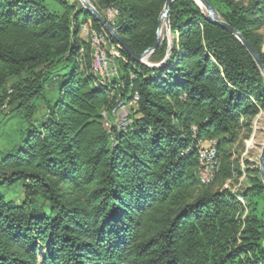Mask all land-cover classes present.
Here are the masks:
<instances>
[{"label":"trees","instance_id":"1","mask_svg":"<svg viewBox=\"0 0 264 264\" xmlns=\"http://www.w3.org/2000/svg\"><path fill=\"white\" fill-rule=\"evenodd\" d=\"M89 1L106 19L118 10L137 54L153 47L166 0ZM207 1L264 63V0ZM88 21L101 27L77 0H0V115L16 124L0 152V264H264V184L231 152L264 111L251 55L194 0H174L172 43L148 57L159 66L122 50L101 85ZM135 92L129 122L107 128L101 112ZM200 140L217 142L206 184ZM244 171L248 186L223 187Z\"/></svg>","mask_w":264,"mask_h":264},{"label":"rangeland","instance_id":"2","mask_svg":"<svg viewBox=\"0 0 264 264\" xmlns=\"http://www.w3.org/2000/svg\"><path fill=\"white\" fill-rule=\"evenodd\" d=\"M66 1L73 3L76 0H66ZM259 32L263 34L261 47H262V51H264V27L261 30H259ZM165 37L167 38L169 44L171 45L173 36L170 35V32L166 30V27L164 25V33L162 38L164 39ZM145 62L148 63V58L145 59ZM94 63H95V67L99 69L97 63L96 62ZM130 113L131 110L128 111L127 109L120 107L115 115L106 112V116L107 119H109V121L113 123V125L119 124V126L121 127L120 123H122L121 121L123 119L127 118L125 124L129 122L128 116ZM6 117L7 115L5 113H2L0 115V152L5 151L8 144H10L11 140L13 139L11 135L13 133V130H15L16 128V124L14 123V121H10ZM243 135L244 134H241V137H243ZM249 143H251V145ZM263 143H264V111H260L252 120L251 131L249 135L246 138H244L241 143L236 142L232 146L231 148V152L233 154L232 157L239 158L240 165L243 169L249 168L251 170H257L258 159ZM201 144L202 146H208L209 141L204 140L203 142H201ZM227 186L230 187L234 192L241 190L245 186H248L246 172L244 171L239 177H235L234 175L233 178L227 179L223 184V187H227ZM5 195L7 198H11L14 200H19L21 197V194L17 193V191L5 192Z\"/></svg>","mask_w":264,"mask_h":264},{"label":"water","instance_id":"3","mask_svg":"<svg viewBox=\"0 0 264 264\" xmlns=\"http://www.w3.org/2000/svg\"><path fill=\"white\" fill-rule=\"evenodd\" d=\"M83 8H85L89 13L98 21V23L109 33V35L116 41L118 42L123 50L136 62H140L142 64H145L147 66H150L152 68H156L159 66V64H148L145 62V59L149 57V55L156 49L158 46L162 43L163 38L159 36V29L164 23L166 26V30L169 32V11H170V6L174 0H166L163 10L161 14L159 15L158 18V29L156 31V41L153 45V47L148 48L144 50L142 53L137 54L127 42H125L121 36L119 35L118 31L116 30L115 27L111 23H109L108 19H106L91 3L89 0H78ZM196 4L200 7L203 8L207 14V19L213 23L219 24L220 26L224 27L227 29L232 35H234L245 47L247 52L251 55L252 59L258 66L262 77L264 79V63L263 60L261 59L260 55L256 51V49L249 43L246 39L243 38L241 33H239L236 29L233 27L229 26L227 23H225L221 17L218 15L217 11L215 8L207 1V0H194ZM258 171H259V176L262 180V183L264 184V143L262 145L259 159H258Z\"/></svg>","mask_w":264,"mask_h":264},{"label":"built area","instance_id":"4","mask_svg":"<svg viewBox=\"0 0 264 264\" xmlns=\"http://www.w3.org/2000/svg\"><path fill=\"white\" fill-rule=\"evenodd\" d=\"M117 15H118V11L116 9H111L110 12L107 13L108 21L112 25L114 24ZM80 34H82V36H84L85 38H92V41L94 43V50L96 52V63L99 68L98 72H100V78L108 79L112 77H117L119 74L120 63L127 61L125 56H120L118 54L117 42L115 40H112L110 37H108V40L98 39L93 35V32H90L87 29L86 25H83L80 28ZM138 100H139V96H137L136 98L135 105H127L125 104V102L121 101V105H119L118 108H114L112 110V115H115L120 107H123L128 111L134 109L137 105ZM122 121H123V125H126L125 119H123ZM203 141L204 140H200L198 142V147H200V149L206 150L205 171H206V178H209L215 172V167H209V160L210 158L213 157L216 150L214 149V143L209 144L208 146H202L201 142Z\"/></svg>","mask_w":264,"mask_h":264},{"label":"bare ground","instance_id":"5","mask_svg":"<svg viewBox=\"0 0 264 264\" xmlns=\"http://www.w3.org/2000/svg\"><path fill=\"white\" fill-rule=\"evenodd\" d=\"M111 10V9H110ZM110 10L107 12L109 13ZM118 11V10H117ZM83 25H86L87 26V29L90 31V32H93V35L95 37H97L98 39L100 40H108V37H110L109 33L101 26L99 29L98 28H95L90 21L86 22L85 24ZM82 25V26H83ZM81 26V27H82ZM80 27V28H81ZM166 27V26H165ZM163 33H164V23H162L160 29H159V36L162 38L163 37ZM80 37L90 46V51H91V55L94 59V62H96V52L94 50V43L92 41V38H85L84 36H82V34H80ZM123 48L122 46L117 42V52L120 56H124L123 55V52H122ZM100 74V73H99ZM132 76V75H131ZM118 77V76H117ZM117 77H112V78H108V79H104V78H98V83L103 85V84H106V83H109L110 81L114 80L115 78L117 79ZM137 96H139L136 92L131 96V99L127 100L125 102V104L127 105H135V101H136V98ZM122 97V96H121ZM119 99H117L118 101ZM122 100V99H121ZM116 105V104H115ZM121 105V101H118V104L116 105L115 108H118V106ZM104 110V109H103ZM113 110V108H112ZM106 112L107 110L102 111L101 114L103 115L104 117V120H105V126L106 127H111L113 126V123L109 121V119H107V116H106ZM109 113V112H107ZM112 114V111L111 113ZM127 121V118H125V122ZM122 123H120L121 127L124 126L123 125V121H121ZM115 126H119V124H114ZM214 143V149L216 150L213 157L210 158L209 160V167H215V170L218 166V161H219V158H218V154H217V142L214 140V141H210L209 144H213ZM251 145V143H249ZM248 144V145H249ZM197 163H198V168H197V175L200 179V181L204 184L206 183H209L212 178H213V175L209 178H206V171H205V165H206V150L205 149H201L199 151V154H198V159H197Z\"/></svg>","mask_w":264,"mask_h":264}]
</instances>
